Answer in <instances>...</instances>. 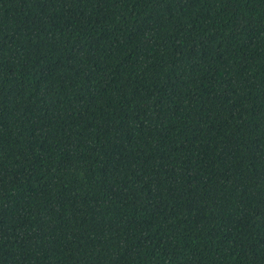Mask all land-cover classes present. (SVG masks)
I'll return each mask as SVG.
<instances>
[{
  "label": "trees",
  "instance_id": "obj_1",
  "mask_svg": "<svg viewBox=\"0 0 264 264\" xmlns=\"http://www.w3.org/2000/svg\"><path fill=\"white\" fill-rule=\"evenodd\" d=\"M0 264H264V0H0Z\"/></svg>",
  "mask_w": 264,
  "mask_h": 264
}]
</instances>
